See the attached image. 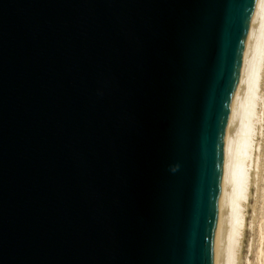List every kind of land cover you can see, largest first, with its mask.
Here are the masks:
<instances>
[{
    "label": "water",
    "instance_id": "obj_1",
    "mask_svg": "<svg viewBox=\"0 0 264 264\" xmlns=\"http://www.w3.org/2000/svg\"><path fill=\"white\" fill-rule=\"evenodd\" d=\"M258 0H0V264H216Z\"/></svg>",
    "mask_w": 264,
    "mask_h": 264
},
{
    "label": "bare ground",
    "instance_id": "obj_2",
    "mask_svg": "<svg viewBox=\"0 0 264 264\" xmlns=\"http://www.w3.org/2000/svg\"><path fill=\"white\" fill-rule=\"evenodd\" d=\"M263 86L264 0H258L231 118L216 264H238L246 229V202L252 185L256 186L257 194V208L251 205L254 214L264 196V184H261L264 180ZM260 216L253 228L254 264H264V227ZM242 262L252 264L246 254Z\"/></svg>",
    "mask_w": 264,
    "mask_h": 264
},
{
    "label": "rangeland",
    "instance_id": "obj_3",
    "mask_svg": "<svg viewBox=\"0 0 264 264\" xmlns=\"http://www.w3.org/2000/svg\"><path fill=\"white\" fill-rule=\"evenodd\" d=\"M263 89H264V86L262 87V90ZM263 92H264V90H263ZM261 184H264V180L262 181ZM254 191H256V186L252 185V188L250 189V193H249L250 194L249 195V200L246 202V205H248L247 210L245 209V213H246V229H245V232H244V238H243V241H242V248H241V253H240L239 259H238L239 260L238 264H244L242 261H243V256H245V254H246L247 258L252 262V264H254V247H255V243L252 241V236H253L254 225L256 224L257 219H259L261 217L260 214L262 215V219L261 220H262V224H263V227H264V196L262 198V202H261V200H259L260 206H258V210L254 214L252 208H253V206H254V208H257V206L255 207V205H256L255 198H256L257 194ZM251 205H253V206H251ZM259 207H260V209L262 207V210H260ZM256 214H257V217H256V221H255L254 216ZM251 221H253V223H251ZM252 245H253V247H250Z\"/></svg>",
    "mask_w": 264,
    "mask_h": 264
}]
</instances>
